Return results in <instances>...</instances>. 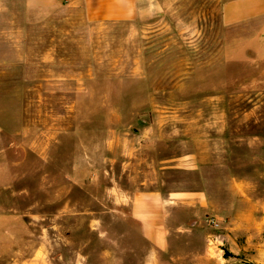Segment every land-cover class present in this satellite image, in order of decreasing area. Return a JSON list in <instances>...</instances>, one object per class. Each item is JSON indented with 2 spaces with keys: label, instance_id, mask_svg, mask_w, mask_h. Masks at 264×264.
<instances>
[{
  "label": "rangeland",
  "instance_id": "obj_1",
  "mask_svg": "<svg viewBox=\"0 0 264 264\" xmlns=\"http://www.w3.org/2000/svg\"><path fill=\"white\" fill-rule=\"evenodd\" d=\"M49 1L20 0L29 59L0 68V264H141L116 199L146 180L208 192L204 255L178 243L176 264H264L256 27L225 26L222 0L115 20Z\"/></svg>",
  "mask_w": 264,
  "mask_h": 264
},
{
  "label": "crops",
  "instance_id": "obj_2",
  "mask_svg": "<svg viewBox=\"0 0 264 264\" xmlns=\"http://www.w3.org/2000/svg\"><path fill=\"white\" fill-rule=\"evenodd\" d=\"M19 2L0 0V68L29 59L24 35L21 38L23 31L15 16ZM95 3L89 4L88 13L98 20L125 18L131 13L135 16L163 4L162 0H96ZM25 7L36 9L37 0H28ZM221 19L225 26L256 27V34L260 40L264 39V0H222ZM145 182L146 185L116 199V203L127 208L125 216L138 225V229L132 233L126 231L125 235L138 237L141 264H176L174 253L178 243L194 246L191 252L203 256L205 234L199 225L211 206L206 189L164 192L160 188H146L148 181ZM183 208L186 213L179 216ZM190 208L192 212L188 213Z\"/></svg>",
  "mask_w": 264,
  "mask_h": 264
},
{
  "label": "built area",
  "instance_id": "obj_3",
  "mask_svg": "<svg viewBox=\"0 0 264 264\" xmlns=\"http://www.w3.org/2000/svg\"><path fill=\"white\" fill-rule=\"evenodd\" d=\"M208 222L211 224V225H215V224H217L216 222V219H214V218H210V219H208Z\"/></svg>",
  "mask_w": 264,
  "mask_h": 264
}]
</instances>
